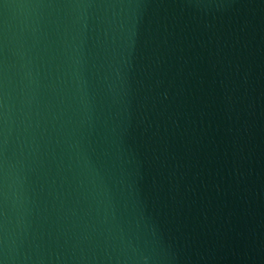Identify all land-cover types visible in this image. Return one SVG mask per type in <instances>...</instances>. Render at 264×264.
Instances as JSON below:
<instances>
[{"label":"water","instance_id":"1","mask_svg":"<svg viewBox=\"0 0 264 264\" xmlns=\"http://www.w3.org/2000/svg\"><path fill=\"white\" fill-rule=\"evenodd\" d=\"M0 264H264V0H0Z\"/></svg>","mask_w":264,"mask_h":264}]
</instances>
